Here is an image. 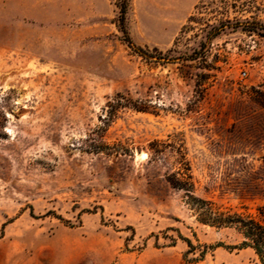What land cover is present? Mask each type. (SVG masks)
Wrapping results in <instances>:
<instances>
[{
  "label": "rangeland",
  "instance_id": "1",
  "mask_svg": "<svg viewBox=\"0 0 264 264\" xmlns=\"http://www.w3.org/2000/svg\"><path fill=\"white\" fill-rule=\"evenodd\" d=\"M205 1L213 13L130 0L142 55L118 27L120 0H0V264H259L223 246L190 262L178 237L241 240L199 223L168 182L185 161L197 196L264 203V36L227 29L205 57L158 55L199 46L200 25L180 35L190 15L215 23L224 3L253 0ZM256 5L229 17L264 24Z\"/></svg>",
  "mask_w": 264,
  "mask_h": 264
},
{
  "label": "trees",
  "instance_id": "2",
  "mask_svg": "<svg viewBox=\"0 0 264 264\" xmlns=\"http://www.w3.org/2000/svg\"><path fill=\"white\" fill-rule=\"evenodd\" d=\"M129 1L130 0H120L118 27L123 32L128 45L136 52L146 55L145 50L133 42L126 25V13ZM211 3H213V1L206 3L205 0H200L199 4H197L195 8L200 14L203 13L200 12L201 9L206 11L208 10L210 13H213V8L209 6ZM222 9L224 12H221V14L224 16L218 19L215 23L204 22V17L197 13H194L188 17L187 24L182 27L180 35H182L187 30H194L196 28L194 24L200 25L199 29L204 34L203 40H200L199 46L194 48L192 53L185 52L178 56H170V54H163L162 52H159L158 55L171 57V59H178V61L195 60L200 57L199 55L205 57L209 51L210 43L227 29H237L241 27L242 29H247L248 31H258L260 36H264V24L258 22L257 20H232L229 17L230 10L237 12H249L254 9L259 10L260 7L256 5V0L244 1L240 3L238 1L233 3L226 2L224 3ZM177 40H179V37L176 38V43ZM172 51L174 50H169V52ZM258 95L259 96L257 97V100L264 107V92H259ZM108 148L109 146L101 144L96 146L95 151L100 152ZM122 149L123 152L130 151L127 148ZM262 159L264 162V156ZM193 179L194 177L187 161L183 162L182 169L180 168L179 171L172 172L167 176V180L173 188L185 192L187 197L186 203L195 212L196 220L199 223L214 226L216 228L233 229L240 235L241 240L236 245H226L223 242H219L216 245H196L192 239L179 233L178 237L185 241L189 247L185 253L186 259L190 262L202 261L210 251H213L216 247L223 246L227 249L238 250L250 248L255 253L257 262L259 264H264V203L257 205L254 212H251L247 206H242V210H236L232 207H224L213 200L197 196L195 194V183ZM172 241V245H174L176 243V239L173 238ZM190 254L193 256L188 258Z\"/></svg>",
  "mask_w": 264,
  "mask_h": 264
},
{
  "label": "bare ground",
  "instance_id": "3",
  "mask_svg": "<svg viewBox=\"0 0 264 264\" xmlns=\"http://www.w3.org/2000/svg\"><path fill=\"white\" fill-rule=\"evenodd\" d=\"M143 155L145 156V153H143Z\"/></svg>",
  "mask_w": 264,
  "mask_h": 264
}]
</instances>
